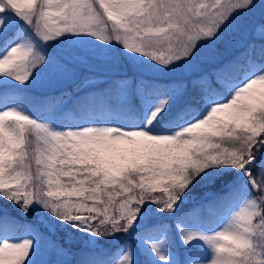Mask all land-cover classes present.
Listing matches in <instances>:
<instances>
[{
    "label": "snow or ice",
    "instance_id": "6c2138e0",
    "mask_svg": "<svg viewBox=\"0 0 264 264\" xmlns=\"http://www.w3.org/2000/svg\"><path fill=\"white\" fill-rule=\"evenodd\" d=\"M257 27L264 0H0V264H264ZM198 64V96L161 82Z\"/></svg>",
    "mask_w": 264,
    "mask_h": 264
},
{
    "label": "trees",
    "instance_id": "16d2710c",
    "mask_svg": "<svg viewBox=\"0 0 264 264\" xmlns=\"http://www.w3.org/2000/svg\"><path fill=\"white\" fill-rule=\"evenodd\" d=\"M261 33H264V28L257 27L254 30L253 34L249 36V38H248L249 42H254L257 45H259L260 39H261ZM257 53H258V51H257ZM209 72H211V70H208V68L202 69V71H198V70L195 71L194 70V72L191 71L189 74L184 73V74L179 75L178 77L162 78L161 82L172 83V84L176 85L177 87H182V86L186 85L188 97L192 98L194 96H198L200 89H202L203 87L206 86L204 83L201 82L200 78L204 77ZM117 76H119V74H117ZM129 76H131V75L129 74ZM194 81L196 82L195 84L193 83ZM133 83L138 84L139 83L138 79L133 80ZM214 87H215V85H214ZM13 91L14 90H12V92ZM12 92L10 91V93H12ZM19 95L26 96L23 93H20ZM49 95L59 96V92L47 93L45 96H43L40 99L38 104L40 106L46 104L47 103L46 97ZM138 99H139V97L137 96L136 100L138 101ZM9 215H15V213L11 209H9ZM65 247H67V245H65ZM52 258L55 259L56 257L53 256ZM64 259L71 260V261H73V264H74L75 260L78 259V255L77 256L69 255V256L64 257Z\"/></svg>",
    "mask_w": 264,
    "mask_h": 264
},
{
    "label": "rangeland",
    "instance_id": "374dc122",
    "mask_svg": "<svg viewBox=\"0 0 264 264\" xmlns=\"http://www.w3.org/2000/svg\"><path fill=\"white\" fill-rule=\"evenodd\" d=\"M257 55H258V53H257ZM207 68H208V70H211V67L209 65H207V64H198L197 67L192 70V72H194V70L195 71L196 70L202 71V69H207ZM186 74H189V73H186ZM115 78H120V77L116 75ZM129 79H132V77L129 76ZM100 86H103V85L101 84ZM11 92H12V90H11ZM31 93H33V95H36L35 96V100L38 101V100L41 99V97L43 96V94L52 93V92L50 90H47V89H33L31 91ZM64 99H67V97H65Z\"/></svg>",
    "mask_w": 264,
    "mask_h": 264
}]
</instances>
